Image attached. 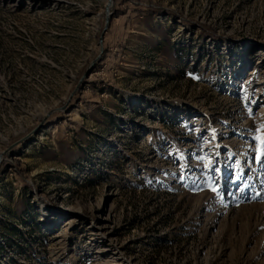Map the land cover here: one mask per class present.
Wrapping results in <instances>:
<instances>
[{"label":"rangeland","instance_id":"1","mask_svg":"<svg viewBox=\"0 0 264 264\" xmlns=\"http://www.w3.org/2000/svg\"><path fill=\"white\" fill-rule=\"evenodd\" d=\"M108 2L0 0V264H264V0Z\"/></svg>","mask_w":264,"mask_h":264},{"label":"water","instance_id":"2","mask_svg":"<svg viewBox=\"0 0 264 264\" xmlns=\"http://www.w3.org/2000/svg\"><path fill=\"white\" fill-rule=\"evenodd\" d=\"M112 3H113V0H109V2H108V4H107L106 26H105V28H104V31H103L101 37H100V42H101V44H103L104 34H105V32L107 31V29H108V25H109V23H110V19H111L110 9H111V7H112ZM98 59H100V56L98 57ZM96 62H97V60H95V61L93 62L92 67L96 64ZM92 67H91V68H92Z\"/></svg>","mask_w":264,"mask_h":264},{"label":"snow or ice","instance_id":"3","mask_svg":"<svg viewBox=\"0 0 264 264\" xmlns=\"http://www.w3.org/2000/svg\"><path fill=\"white\" fill-rule=\"evenodd\" d=\"M257 139L261 142V154L264 155V136H259L257 137ZM213 191H216V189L214 188Z\"/></svg>","mask_w":264,"mask_h":264}]
</instances>
